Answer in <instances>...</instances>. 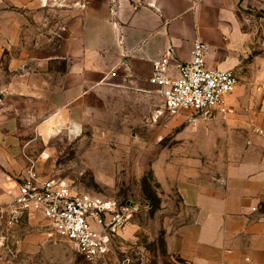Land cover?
Here are the masks:
<instances>
[{
	"label": "crops",
	"instance_id": "obj_1",
	"mask_svg": "<svg viewBox=\"0 0 264 264\" xmlns=\"http://www.w3.org/2000/svg\"><path fill=\"white\" fill-rule=\"evenodd\" d=\"M255 18L256 30L244 27ZM257 37L264 0H0V206L16 199L31 158L46 155L39 145L81 137L96 91L125 93L132 114L153 115L162 99L150 80L163 55L175 75L200 41L209 68L236 71ZM254 124L264 146V101ZM230 163L157 174L192 214L167 236V254L185 264H264V157Z\"/></svg>",
	"mask_w": 264,
	"mask_h": 264
},
{
	"label": "rangeland",
	"instance_id": "obj_2",
	"mask_svg": "<svg viewBox=\"0 0 264 264\" xmlns=\"http://www.w3.org/2000/svg\"><path fill=\"white\" fill-rule=\"evenodd\" d=\"M252 20L244 27L256 30L260 20ZM254 44L249 65L236 68L239 93L234 114L225 121L171 114L161 102L153 115L137 116L130 107L133 98L125 93L96 91L81 137L61 134L50 146L39 145L36 150L46 155L31 158L35 170L45 179L65 181L77 194L139 203L142 213L116 239L111 254L94 263L54 235L41 217L23 216L10 225L2 216L0 264H185L167 254L165 240L192 214L176 187L161 185L157 174L177 175L184 166L194 169V163L219 172L234 158L264 157L263 136L254 124L264 101V38ZM259 210L264 213V203Z\"/></svg>",
	"mask_w": 264,
	"mask_h": 264
},
{
	"label": "built area",
	"instance_id": "obj_3",
	"mask_svg": "<svg viewBox=\"0 0 264 264\" xmlns=\"http://www.w3.org/2000/svg\"><path fill=\"white\" fill-rule=\"evenodd\" d=\"M208 46L196 41L191 60L177 63L171 74L168 55L153 65L150 83L159 89L165 112H189L203 120H227L234 114L229 99L240 85L235 70L211 69L207 65ZM136 202H119L74 193L61 179H45L30 162L19 178L13 203L0 206V217L16 225L23 216H39L53 234L68 240L88 262L106 259L116 239L142 213Z\"/></svg>",
	"mask_w": 264,
	"mask_h": 264
},
{
	"label": "water",
	"instance_id": "obj_4",
	"mask_svg": "<svg viewBox=\"0 0 264 264\" xmlns=\"http://www.w3.org/2000/svg\"><path fill=\"white\" fill-rule=\"evenodd\" d=\"M240 2H242V0H240Z\"/></svg>",
	"mask_w": 264,
	"mask_h": 264
}]
</instances>
